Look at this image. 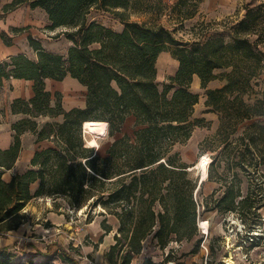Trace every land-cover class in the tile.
<instances>
[{
    "label": "trees",
    "instance_id": "1",
    "mask_svg": "<svg viewBox=\"0 0 264 264\" xmlns=\"http://www.w3.org/2000/svg\"><path fill=\"white\" fill-rule=\"evenodd\" d=\"M201 1L178 0L171 7L164 0H10L3 4L2 17L22 6L40 9L47 17L46 29L57 31L55 37L63 36L71 45L65 55L58 54L29 35L35 59L18 54L0 62V87L3 80L25 79L32 82L33 90L30 99L12 101L11 112L23 117L11 125L10 147L0 149V236L26 222L23 211L30 201L49 198L55 208L57 200L76 211L100 206L101 215L118 220L114 243L104 254L107 264H130L150 235L160 249L195 237L197 183L190 177L191 166L175 151L203 121L193 116L199 100L191 90L194 76L205 90L207 111L218 115L217 129L208 137V150L214 153L208 180L219 184L221 194L215 197L217 190H213L208 196L210 210L236 212L244 222L246 216L260 217L264 90L256 87L264 76V0L246 5L241 19H224L221 32L204 40L177 39L174 30L159 24L167 8L182 22L195 15ZM94 12L112 16L123 28L116 31L93 20ZM28 29L10 27L0 32V38L10 46L14 35ZM163 52L177 61V69L160 90L156 62ZM67 76L85 88L83 107L65 109L62 94L47 90L46 80L62 81ZM216 79L223 84L208 88ZM129 117L134 122L132 136L123 133L115 138L104 155L86 145L85 122H105L108 136L114 137ZM39 118L49 120L41 124ZM25 132L34 134L36 142L51 144L36 150L30 167L6 181L3 173L16 162ZM239 173L249 182L245 195ZM100 226L103 235L112 230L106 220ZM57 250L42 256L51 260L58 255L67 264L73 262L68 252ZM29 257H15L0 248V264H36Z\"/></svg>",
    "mask_w": 264,
    "mask_h": 264
},
{
    "label": "rangeland",
    "instance_id": "2",
    "mask_svg": "<svg viewBox=\"0 0 264 264\" xmlns=\"http://www.w3.org/2000/svg\"><path fill=\"white\" fill-rule=\"evenodd\" d=\"M164 1L168 7H171L178 0ZM259 1L260 0H236V9H233L231 13H217L212 15L208 14V0H202L197 4L196 13L193 17L185 19L181 22L177 18L176 14L167 8L162 13L158 22L159 24L166 26L168 29L174 30L175 37L177 39L188 42L199 39L204 40L212 34L221 32L223 28L222 22L224 19L228 17L233 20L243 18L245 14L244 7L246 5L253 7L257 5ZM6 2H9V0H0V19L2 18L1 7ZM234 2L235 1H233V4ZM214 9L217 12L222 10L219 6H216ZM15 17L18 22H27L35 25L34 28L39 31L38 34L41 36L40 39L42 44L45 45L51 52L63 55L66 54L71 43H69L63 36L58 38L55 37L57 31H49L46 29V15L40 9L31 10L24 6V8L17 11ZM90 17L93 20L102 22L106 26L112 27L116 31H120L123 28L117 19L108 14L94 12ZM131 19L136 20L137 18L132 17ZM201 22L204 24L201 27H198V24ZM32 25L26 27H31ZM156 68V82L161 90L165 83H168L169 77L175 74L177 61L171 57L170 53L163 52L157 59ZM72 80L68 77L60 83H48V89L51 92H54L55 89H58V92H61L63 97V106L66 109L84 105L86 94L85 88ZM259 81V85L256 89L264 90V82H262L264 81V76H262ZM191 90L199 96L198 103L194 107L193 116L195 119L203 121L201 126L195 127L190 139L185 144L175 146V151L179 152L181 159L191 166L188 169L190 177L197 183V187L194 191V199L197 201L198 205L197 220L209 226V234L205 243L206 249L201 246L202 240H200L198 247L196 246L197 240L201 239L199 232L190 241H182L181 243L172 241L165 249H160L156 245V241L153 240L150 235L143 242L140 253L133 256L130 264H144V262L146 264L147 261L154 264H226L223 262L226 261L224 260L225 257L227 259L229 258L227 255L228 250L229 252L231 250H235L236 252L239 250H247L248 253L252 250L253 253H250V257L248 256L250 264L257 262V260L264 264V206L258 211L260 213L259 218L246 216L247 222H244L236 212L220 213L215 209L210 210L212 202H208V196L213 192V190H217L219 188V184L215 181H209L208 176L201 182L200 170L195 168V165L203 156H207L211 159V156L214 154L208 150V147H210L208 145V137L212 136L217 129L218 115L216 114L217 117H213L214 113L208 114L207 107L205 106V90L201 89L199 85L192 86V84ZM212 117L215 119H211ZM133 123V119L129 117L123 125L121 134L126 133L132 136L134 129ZM117 136V134H115L114 137L108 136L106 129V132L96 137L99 148L95 149V151L99 155H104L108 146L115 138H117ZM91 138L92 136L90 134L84 133L86 145L87 141ZM219 171L221 170L219 169ZM239 176L242 179L240 187L241 194L245 195L249 182L240 173ZM219 194H221V190H217L215 197ZM57 202L58 204L64 203L63 201ZM46 203L47 202L44 200L40 201L38 199H33L29 205L27 204V209H24L23 213L27 217V220L33 222V226L31 229L26 230L23 233V237L19 239L18 243L15 242L14 244L9 245L6 250L15 254V257L21 256V253H28L29 256L31 255L29 259H36V257H40L41 260L39 262L35 261L36 264H67V262H65L62 257H58V255L54 258L51 257V260L49 258H43V254H46V257L52 256L51 252H55L57 249H64L71 255L74 263L69 260V264H87L86 259L94 261L96 264H101L88 255H82L80 251L85 252L83 250H85L87 245H91V239L98 241L97 232L102 229L100 224L103 220H106V223L111 226V232L116 234L119 228L118 220L110 215H101V213L104 212V209L100 206H84L80 210L76 211L70 210V208L64 204L67 206V209L61 207V210L58 211L59 208H55L53 204V208L56 212L64 213V215L66 214L65 219L68 224L67 226L60 225L57 227L58 229L51 228L46 230V224L49 222H44L42 220L44 218V213L42 212L40 215L39 226H34L37 222L32 215L34 207L39 206L41 209L45 210L44 207ZM90 216L91 222L88 223V218ZM27 220L26 223H29ZM240 223H242L246 229L248 227H255L254 229H259L257 234H259L258 238L260 239L257 244H241L240 239L245 235V232L243 229H238L237 224L240 225ZM87 224H89V227ZM239 227L242 226L240 225ZM7 234L11 235L12 233ZM0 248L2 249V247Z\"/></svg>",
    "mask_w": 264,
    "mask_h": 264
},
{
    "label": "crops",
    "instance_id": "3",
    "mask_svg": "<svg viewBox=\"0 0 264 264\" xmlns=\"http://www.w3.org/2000/svg\"><path fill=\"white\" fill-rule=\"evenodd\" d=\"M233 1H235L234 4H233ZM236 3H237L236 0H208V14H212V15L217 14V13L229 14L232 12L233 9H236L235 8ZM216 6H219L222 10H220L219 12L215 11L214 8ZM22 8H24V6L6 14L4 17H2L0 19V32L1 31L8 32V29L10 27L21 28V27H26V26L32 25L31 23H27V22L21 23V21L18 22L16 20V17H15L16 13H17V11H19ZM228 9H231V10H228ZM34 10H36V9H34ZM46 19H47V17H46ZM46 25H48V21H47ZM34 26L35 25H32L31 27H29V29L27 31H25L21 34L14 35L12 37V45H10V46L5 45L2 41V39L0 38V62L7 59L8 57L15 56L18 54H25L29 58L35 59V54H34L33 50L28 45L27 37L29 35L37 38L39 40V42L41 43L42 47L45 48L46 50L50 51L45 45L42 44L41 39H40L41 36H39V34H38L39 31L36 28H34ZM68 77L69 76H67L66 78H68ZM69 78L72 80L71 77H69ZM62 81L46 80L47 90H49L48 89V83L49 82L60 83ZM72 81L77 82L76 80H72ZM222 84H223V82H221L220 80H217V79L212 80L208 83V88L215 89V88L220 87ZM197 85L200 86L199 79L197 76H194L193 81H192V86H197ZM56 90L58 91V89H55L54 92ZM32 96H33V90H32V82L31 81L25 80V79L3 80V84L0 87V111H1V115H0V149L5 150V149L10 147V145L13 142V131L11 129V125L23 117L22 114H13L11 112L12 101L14 99H17V98L28 100ZM83 106H75V107H83ZM70 108H73V107H70ZM70 108H68V109H70ZM208 114H213V113L208 112ZM213 117H217V115L214 113ZM213 117L211 119H215ZM48 120H49L48 118H39L38 121L42 124ZM55 120L61 121V118H57ZM122 134H118L117 137H120ZM20 140H21V151L19 153V156H18L16 162L14 163V165L11 169L5 170L3 173L2 177L6 181L10 180L11 176H13L14 174L22 173L30 167V160L33 157V154L36 150L46 148V147L50 146V144H51L47 140L36 142V136L30 132H25L24 134H22L20 137ZM33 189H35V186L33 187ZM37 199L40 201L44 200L47 203L44 207L45 210L41 209L39 206L34 207V210H32V213H33L32 215L37 222V223H35L34 226L40 225L39 219H40V215L42 214V212L44 213V218L42 220L44 222H49L50 225H52L51 227H47L46 230L51 229V228L52 229H58L57 227L60 225L67 226L68 222L65 219L66 214L64 215V213L56 212L53 208V204L55 201H53L49 198H37ZM57 201H60V200H57ZM29 203H28V205H29ZM26 207L24 208L25 210L27 209ZM61 207H64L65 209H67V206L64 205V203H62V204L59 203L58 211L61 210ZM27 221L29 223L25 222L22 225H20V227L17 230L9 232V233H12L11 235L6 234L5 236H0V247L6 249V248H8L9 245L14 244L15 242L18 243L19 239L21 237H23V233L26 230L31 229L33 226L32 221H30V220H27ZM87 226L89 227V224H87ZM103 234H104V231L102 229H100L97 232L98 241L90 238L92 241L91 245H87L85 247V250H83L85 252L80 251V253L82 255L90 256L96 262H99L101 264H107V262L105 261V258H104V254L106 253V251H108L109 247L111 245H113V243H114V239H113L114 233L110 232V233L105 234V235H103ZM101 236H103L102 241L99 242V238ZM6 237H8V238H6ZM93 244L98 245L96 249L93 247ZM26 254H28V253H26Z\"/></svg>",
    "mask_w": 264,
    "mask_h": 264
},
{
    "label": "built area",
    "instance_id": "4",
    "mask_svg": "<svg viewBox=\"0 0 264 264\" xmlns=\"http://www.w3.org/2000/svg\"><path fill=\"white\" fill-rule=\"evenodd\" d=\"M199 216V215H198ZM242 222V221H241ZM242 226V227H239V226ZM237 224V227L239 230L243 229L244 232H245V235L240 239L241 240V244L245 245V244H249V245H252V244H257L259 239V234H257V232L259 231V229H254L255 227L253 228H247L244 227V225L242 223ZM197 229H198V232H199V235H200V240L201 241V246L202 248L206 249L205 247V243H206V239L208 237V234H209V226L206 224V226L203 225V222L197 220ZM238 232V230H237ZM242 235V234H240ZM57 252H59L58 250H55ZM207 251V250H205ZM56 252V253H57ZM230 253V255H229ZM250 253L252 254V250L248 253L247 250H239L238 252H236L235 250H231L229 252H227V255H228V259L225 257L223 263H226V264H250V262L248 261V256L250 257ZM21 256L20 257H25V256H28V254L26 253H21L20 254ZM87 260V264H96L94 261H91V260ZM229 261V262H228ZM253 264H262L259 260H257V262H254Z\"/></svg>",
    "mask_w": 264,
    "mask_h": 264
},
{
    "label": "bare ground",
    "instance_id": "5",
    "mask_svg": "<svg viewBox=\"0 0 264 264\" xmlns=\"http://www.w3.org/2000/svg\"><path fill=\"white\" fill-rule=\"evenodd\" d=\"M83 125H84L85 133H88L92 136V138L87 141V146L95 149L99 148V144L96 140V137L106 132L107 129L106 123L102 121H87ZM210 162L211 159L209 157L203 156L201 159H199V161L195 165V168L200 170L201 182L204 181L208 176L207 167ZM203 225L206 226L205 223H203ZM40 260H41L40 257H36L35 259V261L37 262H39Z\"/></svg>",
    "mask_w": 264,
    "mask_h": 264
},
{
    "label": "water",
    "instance_id": "6",
    "mask_svg": "<svg viewBox=\"0 0 264 264\" xmlns=\"http://www.w3.org/2000/svg\"><path fill=\"white\" fill-rule=\"evenodd\" d=\"M82 131H83V133H85V131H84V125H83V128H82Z\"/></svg>",
    "mask_w": 264,
    "mask_h": 264
}]
</instances>
